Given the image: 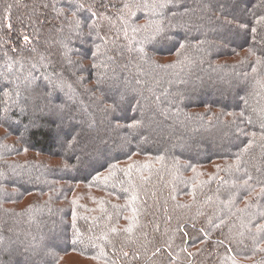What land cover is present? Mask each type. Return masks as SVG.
I'll return each instance as SVG.
<instances>
[{"label":"trees","instance_id":"16d2710c","mask_svg":"<svg viewBox=\"0 0 264 264\" xmlns=\"http://www.w3.org/2000/svg\"><path fill=\"white\" fill-rule=\"evenodd\" d=\"M0 128V264H264V0H0Z\"/></svg>","mask_w":264,"mask_h":264},{"label":"rangeland","instance_id":"374dc122","mask_svg":"<svg viewBox=\"0 0 264 264\" xmlns=\"http://www.w3.org/2000/svg\"><path fill=\"white\" fill-rule=\"evenodd\" d=\"M0 132H2V129L0 128ZM55 163V162H53ZM72 199L74 200L75 204L76 203H83L84 204V208H90L92 209L90 206H92V204L94 203V196L92 195V192L88 191L85 189L84 186H77L74 188L72 195H71ZM26 200V199H25ZM25 201H23L22 203L24 204ZM21 203V204H22ZM75 255H71V254H66V256H64L63 262H73L72 259H75Z\"/></svg>","mask_w":264,"mask_h":264},{"label":"snow or ice","instance_id":"6c2138e0","mask_svg":"<svg viewBox=\"0 0 264 264\" xmlns=\"http://www.w3.org/2000/svg\"><path fill=\"white\" fill-rule=\"evenodd\" d=\"M81 7H82V5H81ZM161 7H164V4H161ZM74 15H75V13H74ZM227 23L230 24L231 21H227ZM161 31H162V30L158 28V29L156 30V33L154 34V36H153L152 38L155 39V38L160 37V35H161ZM253 31H255V29H253ZM24 39H25V41L27 42L29 38H28L27 36H25ZM181 47H183V45H181ZM262 191H264V189H262Z\"/></svg>","mask_w":264,"mask_h":264}]
</instances>
